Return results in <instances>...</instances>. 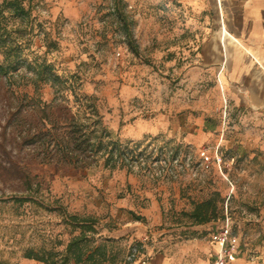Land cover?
<instances>
[{"label":"rangeland","instance_id":"374dc122","mask_svg":"<svg viewBox=\"0 0 264 264\" xmlns=\"http://www.w3.org/2000/svg\"><path fill=\"white\" fill-rule=\"evenodd\" d=\"M21 2L30 22L12 20L29 29L28 45L15 69L0 72V260L47 264L25 254L55 251L61 264L81 231L67 213L97 219L84 256L108 241L98 264H125L136 245L149 253L209 242L226 226L264 257V127H250L229 98L218 53L186 34V3ZM73 123L97 152L74 164L53 147L48 160V138L32 135L44 128L65 137ZM113 138L132 140L135 153L105 166ZM215 191L219 216L195 220L196 202Z\"/></svg>","mask_w":264,"mask_h":264},{"label":"crops","instance_id":"0c3cea01","mask_svg":"<svg viewBox=\"0 0 264 264\" xmlns=\"http://www.w3.org/2000/svg\"><path fill=\"white\" fill-rule=\"evenodd\" d=\"M182 1L186 34L204 37L203 53H218L229 98L245 109L250 127H264V0ZM175 248L149 252L150 264H212L220 246L211 240ZM232 264H264V257L239 246Z\"/></svg>","mask_w":264,"mask_h":264},{"label":"trees","instance_id":"16d2710c","mask_svg":"<svg viewBox=\"0 0 264 264\" xmlns=\"http://www.w3.org/2000/svg\"><path fill=\"white\" fill-rule=\"evenodd\" d=\"M9 12V13H7ZM15 15L21 17V21H26L27 24L30 22L28 17V9L24 7L21 0H3L0 2V52L3 54V60L0 62V72L7 73L10 69L16 68L22 61V51L28 45L26 40V34L29 32L26 27L21 29L20 26H15L14 18ZM28 18V19H26ZM17 33V34H15ZM128 38L131 43V35L128 34ZM48 66L40 65L39 74L40 76L46 73L44 77L46 80H50L51 76L46 72ZM43 77V76H42ZM209 129L215 127L210 126ZM65 137L60 134L51 132V129H40L32 135V138L44 141L46 138V156L48 160L51 159L52 148L57 147L61 149L62 154L60 155L64 161L69 163L79 164L83 162V155L87 152L89 154L96 153L97 147L93 148L92 143L89 140V135L86 134L83 127L77 123H73L66 131ZM102 132H105L106 136H111V132L105 127L102 128ZM132 140L121 141L119 138H113L106 144L100 139L97 143L98 148L103 144L106 146L105 152L107 156L105 158V166L115 167L118 162L123 165L126 158L129 155H134L135 148L130 147ZM138 147V146H137ZM94 150V151H93ZM91 152V153H90ZM79 153V154H78ZM142 150L137 153L141 154ZM81 154V155H80ZM81 156V157H80ZM122 160V161H119ZM18 201L28 200L27 197H21ZM223 201L218 191L213 192L208 198L196 202L194 209L191 212V216L199 222L209 221L212 218H217L221 212L222 207L219 205V201ZM69 223L74 227L80 228V234L75 235L66 245V254L63 255L60 262L61 264H67L71 256L77 264H98L96 258L97 253L102 256V260L108 257V241L101 242L98 245L91 247V250L87 253V249L84 244L88 241L87 232L95 231V217H80L77 214H68ZM27 258H33L36 260L43 261L47 264H56L58 259L55 251H50L47 254H35L32 251H28L25 254ZM0 264H12L8 261L0 260Z\"/></svg>","mask_w":264,"mask_h":264},{"label":"built area","instance_id":"2783aa9c","mask_svg":"<svg viewBox=\"0 0 264 264\" xmlns=\"http://www.w3.org/2000/svg\"><path fill=\"white\" fill-rule=\"evenodd\" d=\"M220 249L212 264H232L239 247L236 237L229 238V228L226 226L220 233L214 235ZM125 264H150V255L143 245L131 247L125 257Z\"/></svg>","mask_w":264,"mask_h":264}]
</instances>
